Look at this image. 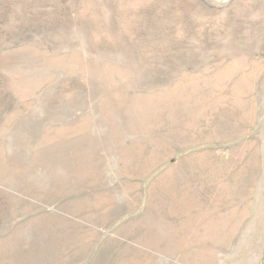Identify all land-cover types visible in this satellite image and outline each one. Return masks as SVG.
I'll list each match as a JSON object with an SVG mask.
<instances>
[{
  "label": "rangeland",
  "instance_id": "374dc122",
  "mask_svg": "<svg viewBox=\"0 0 264 264\" xmlns=\"http://www.w3.org/2000/svg\"><path fill=\"white\" fill-rule=\"evenodd\" d=\"M0 264H264V0H0Z\"/></svg>",
  "mask_w": 264,
  "mask_h": 264
},
{
  "label": "crops",
  "instance_id": "0c3cea01",
  "mask_svg": "<svg viewBox=\"0 0 264 264\" xmlns=\"http://www.w3.org/2000/svg\"><path fill=\"white\" fill-rule=\"evenodd\" d=\"M196 203L197 206L201 205V204H204V199L201 198V197H198L194 200ZM193 201V202H194ZM207 201H205L206 203ZM175 203H178V204H189V203H192L190 202L189 200L186 199H183V197L181 198H177V200H175ZM185 210H187L186 208H184ZM182 210V209H181ZM194 214V213H193ZM195 217L193 216L192 218H190V220L192 221H186V223L184 224V226H181V225H177L174 224L173 222L170 223V230H174L176 228H179V229H184L186 230L187 232L185 233H182V232H179L178 234H186V235H199V236H207V235H214L215 233L217 234H226V230L227 229H232L234 228L235 226H238V224L236 223L237 220H239L240 223H242L243 220L246 221L245 218L241 217V216H238V215H233V217L229 218L228 219L226 218V215L225 214H222V213H214V214H218L216 215V217L210 219V213L209 211H202V210H198L197 213H195ZM219 214H222V215H219ZM187 215L189 216V213L187 212ZM229 216V215H228ZM155 217H160V222H158L157 220L156 223H155V226H159V225H164V223L162 222V219H166L165 217H162V215H159V214H156L155 213ZM182 216L179 215V219H188L187 217H184V218H181ZM252 218V216H251ZM250 218V219H251ZM173 220H177L178 221V218H174ZM228 220V222H227ZM229 220H232L233 222L229 221ZM253 220H256V215H254V218ZM241 225V224H240ZM249 226H252V231L249 233V234H252L253 233V229L255 230V228H257V223H254L252 224L250 221H249ZM163 228H167L168 227L165 225ZM173 233V232H172ZM239 234L241 232H238ZM225 236V235H224Z\"/></svg>",
  "mask_w": 264,
  "mask_h": 264
}]
</instances>
